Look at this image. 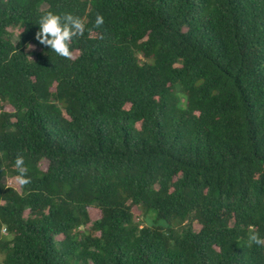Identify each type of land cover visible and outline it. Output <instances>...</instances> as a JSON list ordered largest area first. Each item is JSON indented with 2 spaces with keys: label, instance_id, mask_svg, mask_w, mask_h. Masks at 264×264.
<instances>
[{
  "label": "trees",
  "instance_id": "obj_1",
  "mask_svg": "<svg viewBox=\"0 0 264 264\" xmlns=\"http://www.w3.org/2000/svg\"><path fill=\"white\" fill-rule=\"evenodd\" d=\"M0 264H264V0H0Z\"/></svg>",
  "mask_w": 264,
  "mask_h": 264
},
{
  "label": "clouds",
  "instance_id": "obj_2",
  "mask_svg": "<svg viewBox=\"0 0 264 264\" xmlns=\"http://www.w3.org/2000/svg\"><path fill=\"white\" fill-rule=\"evenodd\" d=\"M103 23V17L97 15L95 18V25L100 26ZM38 31L36 33V40L53 51L56 55L71 58V41L81 35L85 26L81 19L70 14H57L54 12H46L42 14L37 23ZM15 166L23 173V159L17 157ZM25 181L22 179L21 183ZM250 240L259 244L261 241L256 235L250 236Z\"/></svg>",
  "mask_w": 264,
  "mask_h": 264
},
{
  "label": "rangeland",
  "instance_id": "obj_3",
  "mask_svg": "<svg viewBox=\"0 0 264 264\" xmlns=\"http://www.w3.org/2000/svg\"><path fill=\"white\" fill-rule=\"evenodd\" d=\"M46 161H41V163H40V167L42 168V169H44L45 167H46ZM3 182L7 185V186H10V187H13V188H15L16 190H19V185H20V178H18V177H11V178H8V177H6L5 179H3ZM133 212H134V214H135V216H137L138 214H139V211L137 210V209H133ZM193 229L195 230V231H198V229H199V225L197 224V223H194L193 224Z\"/></svg>",
  "mask_w": 264,
  "mask_h": 264
}]
</instances>
